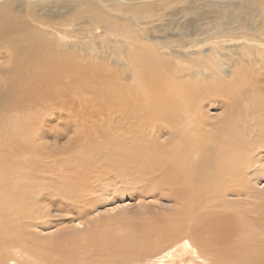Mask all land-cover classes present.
<instances>
[{"label": "rangeland", "instance_id": "1", "mask_svg": "<svg viewBox=\"0 0 264 264\" xmlns=\"http://www.w3.org/2000/svg\"><path fill=\"white\" fill-rule=\"evenodd\" d=\"M7 1L9 0H0V4ZM10 1L26 5L28 0ZM255 1L233 0L226 7L232 10L230 17L236 18L235 24L238 21L235 14L237 12L243 13L241 19L258 25L251 33L257 38L261 35L257 40L247 41L243 27L229 33L204 29L201 34L187 36L190 45L185 48L181 59L178 54L170 56L168 48H161L166 55L160 58H171L173 67L181 70L176 72L178 80L177 77L171 78V75L166 74L163 81L165 86L161 85L162 80H159L160 85L151 86L155 91L158 89V93L152 90L155 97L152 100L148 98L149 92L142 85L144 81L137 80L138 77L133 78L137 73L130 69L124 70L121 61L115 63L118 57L111 55L110 51H96L98 57H103L101 64L86 71L67 67L61 70L47 68L45 71L41 67H36L37 70L33 67L15 71L7 66V84L3 83L0 73V152L4 153L7 161H4L7 185H11V181L15 183L13 176L18 181H24L25 185L28 183L23 175L30 170L24 162L31 161L30 158L36 157V153L40 157L38 161L44 159L47 165L46 177L39 178L34 186L40 201L39 204L34 203L35 210L30 212V219H34L35 227H28V231L23 229L26 232L22 234L23 239L19 240L17 247H7L10 254H7L5 264H152L159 256L169 254L177 249V241L174 232L166 226L167 220L176 217V209L171 204L175 202L166 196L171 191L168 187L179 184L180 181L175 179L169 166L162 161L172 162L173 158L169 153L172 149L186 147L193 152V149L205 146L212 151H219L220 157L222 154L232 157L222 156L226 162L222 161V170L215 167L212 175L200 179V187L212 194L227 188L242 191V196L230 195L227 191V195L214 204L216 203L217 211L233 217L234 213H241L238 229L244 232L240 234L236 228V233L243 235L244 239L237 240L233 237L232 240L234 243H242L241 246H248L244 251L250 255L238 254V258L243 260L239 264H264V6L256 7ZM216 2L222 4L223 0ZM184 5L170 3L163 6V9L176 10ZM204 5L203 1L200 8ZM221 11L224 14L229 12L224 6H221ZM194 14L177 12L165 15L162 8L154 16L145 12L138 25L151 31L147 32L148 39L140 35L139 39L145 40H140L138 45H142L140 47L145 48V51L156 50L165 39L173 40L170 33L176 34L179 30L188 29V24L194 22ZM208 17L215 18L214 14H209ZM254 17H257L256 21ZM24 18L48 38L54 37L66 44L95 38L94 41L100 46L109 42L119 48L116 40L122 39L119 36L114 38L113 34L102 35L99 28L93 34H85L82 40L60 32V29L68 30L69 27L77 29L78 23L71 26H50L33 22L28 16ZM207 23L208 20L203 24ZM165 25L169 26L165 31L161 30ZM197 25L201 24H196V27ZM122 42L126 43L127 39ZM99 49L101 48L96 50ZM10 58L7 55L4 60L9 61ZM146 58L148 57H144ZM218 59L223 64L219 68L213 64ZM201 67V74L195 73ZM226 68L230 72H225ZM207 70L210 75H207ZM14 80H18V83H14ZM123 81L127 85L124 87L125 93ZM130 88L135 91L133 98L129 97ZM2 91H5V96H2ZM168 131L178 133L177 138L172 139L174 141L168 137ZM101 132L116 137L123 134L134 137L138 133L146 139L152 137L155 154L142 155L141 151H137L143 159L149 161L141 162L140 165L139 160L132 162L123 157L132 151L136 152V148L130 152L114 150L107 154V149L98 150L99 154L105 153L104 156L99 155L95 159L96 163L93 162L91 167L86 164V167L84 162L79 161L88 156L92 145L94 150L104 143ZM134 138L136 140L137 136ZM179 140L181 144H189L177 146ZM128 141L133 144L131 140ZM157 153L162 159L159 166H150ZM89 157L85 160H90ZM228 165L230 170L227 167L226 170L229 171L225 175L223 167ZM84 170L89 186L75 187L74 192L65 189L71 183L70 180H78L79 172ZM196 185L199 183L196 182ZM220 203H224L226 207ZM84 212H87V216ZM10 216L16 218L20 228L24 222L22 217L27 215L10 213ZM24 220L26 222L25 218ZM136 225H155L157 230L151 239L142 240L138 244L134 256L121 257L112 262L109 249H115L119 238L129 234ZM55 250L62 253L60 260H53L58 256ZM190 252L185 253V264H189L191 256L195 261L199 260ZM201 257L202 261L217 264L211 255L201 254ZM228 261L233 264V261Z\"/></svg>", "mask_w": 264, "mask_h": 264}, {"label": "bare ground", "instance_id": "2", "mask_svg": "<svg viewBox=\"0 0 264 264\" xmlns=\"http://www.w3.org/2000/svg\"><path fill=\"white\" fill-rule=\"evenodd\" d=\"M203 1L205 3V7L203 6L202 8H200V5L201 3H203ZM228 2L232 3L233 0H223L222 4H220L221 2L218 4L216 0H33L31 2L28 0L26 5L23 3L21 4L20 2H13L9 0L4 4H0V73L4 81L3 83L7 84V66L15 71H21L24 69L28 70V68L33 67H41L43 71L47 70V68L61 70L66 67L73 69H84V71H86L88 69H92L91 67H94V65L96 64H101V59L103 57H98L96 51H104L105 53L110 51L111 55L115 54L116 57H118V59L115 60V63H118V61L120 63L121 61V65L123 66L124 70L130 69L134 70L135 73H137H134L135 75H133V78L138 77L137 80L140 79L145 82H143L142 85L143 87L145 86V91L149 92L148 98L152 100L155 97L153 96L154 92L152 93V90L154 89H151V86L156 87L157 85H160L159 82L161 80V85L165 86L166 84L163 83V81L165 80L166 74L171 75V78L177 77L178 80L179 76H176V72H180L181 70H179V67H173L171 58H160V56L166 55L165 52L161 51V48H168L170 50V56L178 54L181 59L182 54H184L185 48L190 45V41L188 42L187 36L190 37V35L199 33L201 34L204 29L219 30L220 32L223 31L225 33H229L236 31L240 27H243L246 30V33H244V38L247 41L257 40L258 38H260L261 35L258 38L255 34L251 35V33L257 29L256 26L258 25L255 26L252 22L241 19L240 17L243 13L235 12L238 21L237 24L234 23L236 21V18L233 19L232 17H230L233 12L232 10L227 9L229 4ZM170 3H179L185 5L184 7L176 8V10H174L175 8H170V10L168 11H166L167 9L164 10L163 6L169 5ZM186 3H188V5H186ZM255 3L256 7L264 6V0H256ZM249 4H252V2ZM190 5L192 8L189 7ZM221 6H224L225 10H228L229 12L226 11L227 13L224 14L223 11H221ZM160 8H162V13H164L165 15H168V13L174 14L177 12L182 14L194 12V22L192 21L193 23L190 24L187 23V27H189V30H179L176 34L170 33V36L173 40L168 41L167 39H165L163 44H159V49H154V51L152 52L145 51V48L140 47L142 45H138L140 40L144 41L145 39L139 38H141L140 35L142 34L144 38L148 39L147 35L149 36V34L147 32H150L151 30L142 25H138V22L142 19V15L145 12L150 16H154L157 14V10H159ZM55 9L57 11H55ZM209 14H214L215 18L212 17V19L208 17ZM26 16L30 17L33 22L39 24H47L50 26L51 24L71 26L72 24L78 23L79 27L77 29H70L69 27L68 30L60 29L62 30L60 32L63 35L70 34L71 36H77L82 40H84L85 34H93L95 33L94 31L99 28V30L103 32L102 35L113 34L114 38L117 39L119 36L122 37V39L118 38V41L116 40V43L120 45L119 48L114 44L111 45V43L109 42L108 44H102V46H100L95 42V38H90L92 40L89 39V41L78 40L76 43L66 44L65 42L59 41L54 37L48 38L47 35L42 34L40 31H37V28H34L35 25L28 22L24 18ZM256 18L257 17H254V21H256ZM206 20H208V23L203 24ZM124 22L128 24H125ZM196 24L201 25H197L198 27H196ZM168 26L169 25H165L161 28V30L165 31ZM204 32L206 33V31ZM123 39H127V42H122ZM97 48L101 49L96 50ZM106 49H108V51ZM7 55H10L11 57L9 61L4 60ZM144 57L148 58L144 59ZM93 58L94 60H92ZM93 61H96V63H93ZM213 64L218 68L223 65L222 61L219 59L213 61ZM84 66H87V68H84ZM211 66H209L208 70L211 69ZM200 69L201 70H199L198 72H194L201 74V71H203V69L202 67ZM228 70L229 68H226L225 72H228ZM207 75H210V72H208ZM14 83H18V80H14ZM122 83H124L123 91L125 93L126 88L124 89V87L127 85L124 81ZM136 90L138 91L137 88ZM157 90L158 89L156 88V91ZM134 92L135 91L130 88L129 97H132L134 95ZM1 94L2 96H5V91H2ZM127 103L130 104V102ZM171 122L169 123L171 124ZM183 131L185 130L183 129ZM177 134L178 133L176 132H169V136H167L172 140L174 138H177ZM136 136L137 139L135 140L134 137ZM102 137L104 139V143L98 145L94 150L92 149V145L90 147L91 149H89L88 156L83 157L79 161L84 162V165L86 167L87 165L91 167L93 162L96 163V158L99 155L104 156L105 153L99 154L98 150L101 151L107 149L106 151L104 150L107 154V152L112 153L114 152V150H129L130 152V150H135L136 148V152L132 151L123 157H126L129 161L132 162L133 160H139L140 165H142L141 162L149 163V161L141 157L143 154H155V150L152 146V137L146 139L144 135H141L139 133L134 135V137L131 136V134H123L120 136L117 135V137L114 135L103 134ZM128 140H131L133 144ZM156 142H158V140ZM178 142L179 143L176 144L177 146L178 144H181L180 140ZM182 143L183 144H181L180 147L182 145L186 146L184 145V143L186 142ZM186 144L189 143L187 142ZM192 147L193 146H191V148ZM196 147L198 148V146ZM137 151H141L142 155H140ZM191 152L192 151H190V149H186V147H184V149L183 147L182 149H172L169 152L170 157L173 158V160H171L172 162H169L168 160L162 161L167 166H169L172 171L171 173L175 175V179H178L180 181L179 184L175 182L176 185L173 184L170 186V188L168 187V190L171 189V191L166 196L170 201L175 202H172L171 204H173L176 209V217L173 219L171 217L169 220H167L166 227L168 230H172L174 232V235L176 236L174 238H176L175 240L177 241V244L175 243V248L177 249H174L169 254L162 255L161 257L159 256V258H156V260L152 264H185L183 258L185 256V253L187 254L189 251H191V255L195 254L196 258L199 259L197 262L191 256L189 259V264H209L206 261H202L201 254L213 256L217 264H230L228 259L233 261V264H239L243 260L241 258H238V254L245 253V255H250L244 251V248H247L248 246H241L242 243H234L232 240L233 237L237 240L244 239V236L240 235L242 234V232H244V230L238 229V218L240 217L239 215L241 213H234L233 217L225 212L217 211L218 209H216V203L214 204V202L222 198L227 193V191V194H236L239 196L243 195L242 191L239 189L227 188L225 190L219 189V191L214 192L215 194H212L209 192V190L207 193V189L203 190V188L200 187V179H204L207 176L212 175L215 167L222 170V164L226 162L221 158L223 156L222 153L220 157V155L218 154L219 151H212L211 148H206V146L200 147L199 149L195 150L193 149V152ZM93 154L96 156H94ZM228 155H225L223 157L226 158L228 157ZM35 156L36 157L30 158L31 161L28 160L27 162H24V164L28 166L27 168H29L30 170L27 172L25 171L26 175H23L26 181L28 180V183L25 185L23 184L24 181L22 182V180H19V182L18 178H16V176H13V178H15V183L11 181V185H7V171L5 165V162L7 161L4 153L0 152V264H5L8 257L7 254H10V252H7V247H12V245H15L17 247L20 242L19 240L23 239L22 234L26 232L23 229H26L28 231V227H35L34 219H30V212L35 207L34 203L39 204L40 201L39 199H37L39 193L34 188V186L36 184L35 182H38L39 178L44 179L46 177L45 173L47 168L44 159L42 161H38L40 158L39 155L36 153ZM86 157H89L90 160H85ZM229 157L232 156L229 155ZM153 160L154 163L150 162V166L158 165L162 159L157 153L154 156ZM214 164L216 166H213ZM113 165L115 164L113 163ZM227 167L230 170L229 165L226 166V168L223 167V169L226 170ZM229 170L222 172H224L226 175L228 174L227 171ZM79 174L80 175L78 180L71 179V183H69V186H67L65 189L74 192L75 187L85 188L89 186L86 183L87 173L85 172V170L80 171ZM20 176H22V174ZM93 176L94 174H92V177ZM196 182L199 183V185H196ZM220 204H223L224 208L226 207L224 203ZM10 213H12L13 215L18 214L20 216L27 215L25 217H22L24 221L23 225H21L20 227L22 230H20L18 226L19 222L17 223L16 218L11 217ZM84 213H86L87 216V212ZM24 218L26 219V222ZM236 224H238L237 227ZM183 227H185L186 229H182ZM236 228L239 230L240 234L236 233ZM156 230L157 228L155 227V225H144L143 227L136 225V227H134L129 234H126L122 238H119L120 241L118 240L119 242L116 243L115 249H109V256L112 258V262L120 260L121 257L131 258L132 256H134L138 244L142 240L151 239L156 233ZM186 237H188L190 240L185 239ZM172 245L174 246V244ZM195 245L198 247V249ZM194 248L196 251H194ZM105 252L106 250L102 253L104 254ZM56 253L58 254V256L56 258H53L54 261L60 260V254H62L61 252L57 251ZM145 263L148 262H144V264Z\"/></svg>", "mask_w": 264, "mask_h": 264}]
</instances>
